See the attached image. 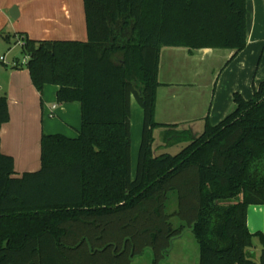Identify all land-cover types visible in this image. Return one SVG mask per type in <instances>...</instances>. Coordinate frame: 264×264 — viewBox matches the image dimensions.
<instances>
[{
    "label": "trees",
    "instance_id": "1",
    "mask_svg": "<svg viewBox=\"0 0 264 264\" xmlns=\"http://www.w3.org/2000/svg\"><path fill=\"white\" fill-rule=\"evenodd\" d=\"M84 9L86 41L22 37L34 86L80 102L82 125L75 138L44 133L41 168L21 177L0 149V264H132L148 247L159 264L187 229L200 264H264V233L247 225L248 207L264 204V81L251 99L235 93L236 110L180 152L153 149L165 126L155 120L162 48L236 56L247 0H84ZM133 97L144 113L135 174ZM9 119L2 95L0 130Z\"/></svg>",
    "mask_w": 264,
    "mask_h": 264
},
{
    "label": "crops",
    "instance_id": "2",
    "mask_svg": "<svg viewBox=\"0 0 264 264\" xmlns=\"http://www.w3.org/2000/svg\"><path fill=\"white\" fill-rule=\"evenodd\" d=\"M247 30L246 47L234 57L235 51L229 49L228 60L216 78L214 88L209 91V100L195 120L194 117H178V112L184 109L188 112L189 105L175 110L172 100L177 98V95L172 89L168 101L161 105L159 89L165 84L160 81L162 59L164 53L171 59L177 56L179 51H186L183 53H186L188 58L195 56L196 52L207 56L214 50L205 48L191 52L186 47L162 48L155 120L165 126L154 129L153 149L154 144H157L158 150H154L155 155L169 153L163 150L174 142L171 140V132L181 129L186 134L181 140L189 144L191 139L204 131L207 121L213 125L223 121L237 108L235 93L242 94L246 99L253 97L255 88L264 81V0H247ZM25 36L36 40L86 41L88 34L84 0H0V48L9 49L13 42H19L22 47V37ZM2 56L0 55V96L6 95L8 98L10 119L1 126L0 149L3 154L14 159L13 177H21L25 172H34L41 168V138L44 133L62 134L71 138L79 135L82 125L81 104L77 101L60 103L57 100L59 87L54 84H46L42 91L37 90L30 71L24 64L27 59L10 60L6 59L5 55L2 60ZM172 83H166V86ZM207 90L208 88L200 91L204 101ZM134 99L131 100L132 172L137 168L139 155V149L137 152L133 144H139L140 148L144 123L141 106L142 112L137 110V122L134 121ZM188 102L192 105L194 100ZM141 114L143 122L140 121ZM180 122L188 127L181 128ZM157 130L163 133L164 142H156ZM262 205L259 208L252 205L248 207L247 225L252 231L264 232V224L259 222V216L264 213V204ZM136 260L135 258L132 264H136Z\"/></svg>",
    "mask_w": 264,
    "mask_h": 264
},
{
    "label": "rangeland",
    "instance_id": "3",
    "mask_svg": "<svg viewBox=\"0 0 264 264\" xmlns=\"http://www.w3.org/2000/svg\"><path fill=\"white\" fill-rule=\"evenodd\" d=\"M19 43V42H18ZM13 42L10 45V48L8 49H2L0 48V55H3L6 57V59H15L19 58L21 61L24 59H27L22 51V47L20 44ZM184 50V49H182ZM214 51L207 56H203L202 52H196L195 56L186 57V51H179L174 57H169L164 53L162 63H161V76L160 81H162L163 84L159 89V99L161 105L164 104V102L168 101L169 96L171 95V89L172 92H174L177 95V98L172 100L175 106V110H181L186 104L189 105V110L187 112L186 109L183 111L178 112L179 115H182L184 117H195L201 112L202 108L205 107L207 101L209 100L210 93L214 88V82L216 78L219 76V73L222 69V67L225 65L226 61L228 60L227 57L230 54L229 49H213ZM182 52V53H180ZM202 56L204 57L203 59ZM25 64V63H24ZM261 74V73H260ZM256 75V74H255ZM264 73H262V76ZM259 78V75L258 77ZM170 86H166V83H171ZM192 84V85H191ZM206 94V101L203 100L202 95L200 94L201 89H207ZM134 98V97H133ZM188 100H194V103L191 105L189 104ZM134 121L137 122V110L139 112H142V109L139 105V103L134 99ZM193 106L195 108L193 109ZM136 108V109H135ZM140 121L143 122V116L140 115ZM178 119V118H174ZM179 121V120H177ZM197 122L195 123V125ZM188 127L187 124H182L180 122V127L185 128ZM176 130L171 132V140L174 141L170 145L166 146L165 150L166 152H169L171 154H176L180 152L186 145H188V142L181 140V135L184 134ZM163 140V133H159V130L156 131V142H161ZM135 148L139 149V144L137 143L133 144ZM155 145V151L156 149ZM137 160L135 161V167H136ZM136 173L133 171V174ZM177 199L176 195L171 194V200L169 202V208L170 210H175L177 208ZM254 207H261L262 204H252ZM260 219V221H259ZM258 221L261 224H264V213L259 216ZM255 220V219H254ZM173 222L175 225H178L180 220L177 217L173 218ZM257 222V223H259ZM250 230V229H249ZM260 230H250V232L255 233ZM264 233V232H263ZM261 244L258 237L254 238V250L256 253L260 252ZM168 257L159 262V264H200V246L199 243L193 234V232L190 229H187L182 237L177 238L172 247L169 251ZM136 264H154V250L151 247H148L144 253L141 256L136 257Z\"/></svg>",
    "mask_w": 264,
    "mask_h": 264
},
{
    "label": "built area",
    "instance_id": "4",
    "mask_svg": "<svg viewBox=\"0 0 264 264\" xmlns=\"http://www.w3.org/2000/svg\"><path fill=\"white\" fill-rule=\"evenodd\" d=\"M23 43H24V41L22 40V41H21V44H23ZM1 59L3 60L4 57L2 56ZM24 63H26V60L24 61Z\"/></svg>",
    "mask_w": 264,
    "mask_h": 264
},
{
    "label": "water",
    "instance_id": "5",
    "mask_svg": "<svg viewBox=\"0 0 264 264\" xmlns=\"http://www.w3.org/2000/svg\"><path fill=\"white\" fill-rule=\"evenodd\" d=\"M15 9H16V8H14V10H15ZM12 16L15 17V15L13 14V12H12Z\"/></svg>",
    "mask_w": 264,
    "mask_h": 264
}]
</instances>
